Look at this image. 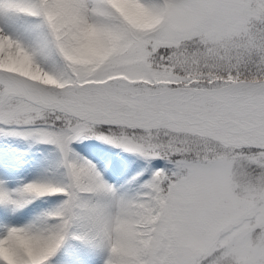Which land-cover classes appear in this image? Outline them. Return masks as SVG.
I'll list each match as a JSON object with an SVG mask.
<instances>
[{
  "label": "snow or ice",
  "instance_id": "1",
  "mask_svg": "<svg viewBox=\"0 0 264 264\" xmlns=\"http://www.w3.org/2000/svg\"><path fill=\"white\" fill-rule=\"evenodd\" d=\"M0 139V264H264V0H0Z\"/></svg>",
  "mask_w": 264,
  "mask_h": 264
},
{
  "label": "rangeland",
  "instance_id": "2",
  "mask_svg": "<svg viewBox=\"0 0 264 264\" xmlns=\"http://www.w3.org/2000/svg\"><path fill=\"white\" fill-rule=\"evenodd\" d=\"M0 143H6V144H11L14 149L16 150V152L14 154L17 153H22V166H28V165H36L39 162H41L44 158L45 155H47L49 153V147L45 146V145H35L31 148V150H28V146L22 142L16 141V140H3L0 139ZM106 152L110 153L111 155H113L114 152V148H111L110 146H105L104 149ZM122 153L121 158L119 156V160L122 164V168L120 170V175L118 177H116V182L117 183H123L124 180L122 179L123 176L126 175V168H135L136 171H139L141 169H143L146 166V162L139 159L138 157L128 154V153H124V152H120ZM153 164H156V162H153ZM31 168H28L27 171H31Z\"/></svg>",
  "mask_w": 264,
  "mask_h": 264
},
{
  "label": "bare ground",
  "instance_id": "3",
  "mask_svg": "<svg viewBox=\"0 0 264 264\" xmlns=\"http://www.w3.org/2000/svg\"><path fill=\"white\" fill-rule=\"evenodd\" d=\"M0 148H3L5 151L14 149V147L11 144L9 145V144H6V143H0ZM128 170H130V173H131L130 176L134 175L137 172L136 169L133 168V166H132V168H129Z\"/></svg>",
  "mask_w": 264,
  "mask_h": 264
}]
</instances>
